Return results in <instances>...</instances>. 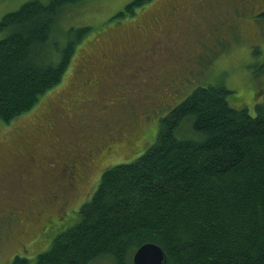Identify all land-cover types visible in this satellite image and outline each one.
Wrapping results in <instances>:
<instances>
[{
	"label": "rangeland",
	"instance_id": "rangeland-1",
	"mask_svg": "<svg viewBox=\"0 0 264 264\" xmlns=\"http://www.w3.org/2000/svg\"><path fill=\"white\" fill-rule=\"evenodd\" d=\"M27 1L0 0V19ZM132 1L68 7L57 38L92 31L64 80L32 111L0 122V264L34 262L78 219L102 172L142 155L195 88L223 84L252 115L264 102V0H153L115 18Z\"/></svg>",
	"mask_w": 264,
	"mask_h": 264
},
{
	"label": "trees",
	"instance_id": "trees-1",
	"mask_svg": "<svg viewBox=\"0 0 264 264\" xmlns=\"http://www.w3.org/2000/svg\"><path fill=\"white\" fill-rule=\"evenodd\" d=\"M83 1L29 0L0 19V122L32 111L64 80L92 29L59 40L58 19ZM152 1L133 0L115 18ZM232 94L223 84L195 88L142 155L102 172L46 251L9 264H133L145 243L161 246L167 264H264V102L252 115Z\"/></svg>",
	"mask_w": 264,
	"mask_h": 264
},
{
	"label": "water",
	"instance_id": "water-1",
	"mask_svg": "<svg viewBox=\"0 0 264 264\" xmlns=\"http://www.w3.org/2000/svg\"><path fill=\"white\" fill-rule=\"evenodd\" d=\"M133 264H167V255L161 246L145 243L134 253Z\"/></svg>",
	"mask_w": 264,
	"mask_h": 264
},
{
	"label": "flooded vegetation",
	"instance_id": "flooded-vegetation-1",
	"mask_svg": "<svg viewBox=\"0 0 264 264\" xmlns=\"http://www.w3.org/2000/svg\"><path fill=\"white\" fill-rule=\"evenodd\" d=\"M253 1H255V2H261L262 0H261V1H260V0H253ZM1 163H2V162H1ZM5 173H7V171H5ZM75 173H76V172H75V170H74V171H73V176L75 175ZM3 174H4V172H3ZM77 175H78V174H77Z\"/></svg>",
	"mask_w": 264,
	"mask_h": 264
}]
</instances>
